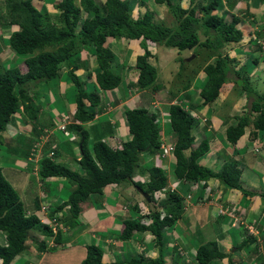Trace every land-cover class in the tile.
<instances>
[{"label":"trees","instance_id":"trees-1","mask_svg":"<svg viewBox=\"0 0 264 264\" xmlns=\"http://www.w3.org/2000/svg\"><path fill=\"white\" fill-rule=\"evenodd\" d=\"M42 1L0 0V28L17 26V29L12 30L4 40L14 58L10 60L9 54L4 57L9 60L0 58V144L4 143L11 152L21 150L18 145H8L1 136L11 114L17 112L21 106V110L28 118L34 120L35 108L32 109V102L27 96V86L31 82H35L34 84L52 82L60 71L65 69L66 76L76 87L72 122L66 124L64 129L75 133L78 138L77 165L71 169L54 162L51 158L55 151L38 150L35 145H31V152L24 151V157H21L24 161L21 169L25 172L31 170L40 179L47 176L63 177L68 185L72 186L65 202L47 209L48 217L62 221L55 213L66 205L68 220L65 225H74L77 223L80 201L85 200L90 194L100 193L107 184H131L146 194L153 207L149 209L147 215L149 223H141L139 217L124 219L118 236L121 240H127L134 231H149L154 244L160 246L162 230L172 226L180 216L183 205L185 206V198L172 191L166 192L164 197L159 196L165 187L166 177L163 167L155 165L154 159L143 168L146 172L145 178L133 180L132 176L139 165L140 155L146 154L159 160L160 145L165 143L172 146L171 153L175 160L171 166L172 174L177 180L193 188L191 190L189 188L190 191L187 192L191 197L189 200L198 203L200 198H203L201 201L210 199L206 197V192L209 191L206 189V182L210 177L217 178L227 189L233 188L250 193L242 187L239 179L240 170L233 160L226 161L217 173L211 172L199 162L209 148L208 139L202 138L193 146L195 137L192 129L198 119L200 122L206 119L198 117L195 113L191 115L188 109L191 108L192 99L185 100L181 96L179 100L170 98L169 102L158 100L157 108H163V116L167 118V122L162 125L168 127L171 138L161 140V127L158 125L155 111L131 107L123 109L128 139L121 141L120 147H117L108 145L101 137H95L89 150L87 146L89 132L76 121L81 123L90 120L99 99L96 91L85 90L73 73L80 65L78 58L81 52L86 51L96 63L94 79L97 87L107 90L117 87L121 78L110 69L114 55L107 43L111 39H139L140 46L145 51L148 43L188 50L190 54L194 53L195 48H208L215 53L211 62L205 63L202 67L203 78L199 81L196 93L197 98L203 104H207L217 97L227 73L231 70L232 60L228 58L223 47L240 42L242 30L236 27L240 16L228 12L230 19L226 20L222 14H218L217 10L222 5L221 0L203 2L189 0L186 8L179 6L178 3L171 4V0H152L156 5L165 3L176 18V24L165 26L157 22L152 11L148 9H143L141 14L133 16V6L130 7L127 0H104L102 9L94 0H77V3L75 0L54 2L50 0L56 12L52 18L46 7L40 4ZM224 1L230 9L234 8L231 0ZM256 1L264 3V0ZM141 2L144 6L143 0ZM35 3L40 5L39 8ZM244 10L245 14L251 16L248 5L245 4ZM81 12L85 13L82 19ZM262 32L264 33V29ZM255 46L258 47L256 44ZM18 56L22 58L21 68L15 64ZM146 57L145 52L135 58V67L138 71L135 79L127 84L128 87H146L151 92H157L161 84L157 81L155 69L147 63ZM5 60L8 62L3 63ZM243 64L239 68H243L245 65ZM239 68L232 69L237 76L240 74ZM246 72L242 69V73L246 75L240 85L246 100L245 107L234 117L231 124L223 127V137L229 144L238 141L245 127H249L248 137L251 141L260 140V132L264 130V92L253 89ZM168 94L161 97L164 98ZM188 97L189 95L186 96ZM85 102L88 104L85 105ZM154 107L152 106V109ZM109 132L105 131L104 134ZM199 180L202 184L196 186L195 183ZM19 195V191L13 188L0 168V232L4 233L5 239V244H0V264H9L25 249L30 230L37 229L46 236L54 235V240L59 236V222L54 234L46 225L40 226L37 216L25 213L24 201ZM249 242L251 239H243L237 248ZM36 248L38 251L43 250L44 242L37 241ZM162 255V252L158 251L154 258L147 259L139 255L122 261L107 262L103 260L102 249L89 243L85 246L84 256L78 264H165ZM223 256L224 253L218 249L214 240L199 244L194 252L197 264H208L210 259Z\"/></svg>","mask_w":264,"mask_h":264},{"label":"crops","instance_id":"crops-1","mask_svg":"<svg viewBox=\"0 0 264 264\" xmlns=\"http://www.w3.org/2000/svg\"><path fill=\"white\" fill-rule=\"evenodd\" d=\"M150 1L152 6L156 5L152 0H147L149 4ZM243 2L246 5L247 2L250 5L252 3L251 0H243ZM261 5L257 6L256 4V7H248L252 17L251 10L257 9ZM248 28L250 30L245 31L249 32L247 33V37L244 36V32L242 31L240 42L228 46V50L232 52L230 56L227 54L228 58L232 60L230 63L231 70L226 75V79L228 78V80L238 79L239 76L232 79L228 75L230 73L234 74L232 69L236 65L235 61L237 58L240 60L239 64H242L244 60L243 51L245 50L249 52L248 60H256L252 62L253 70L249 72L250 75L261 79L260 75L264 71V48L261 47L260 42L264 41V36L262 39V37L258 36L257 32L252 30L251 26H248ZM132 41L137 42L134 45L131 43ZM116 42L119 44L117 48L115 47ZM128 44L133 49L134 47L142 49L139 39L127 40L119 38L111 39L107 43L114 55L113 61L110 64V68H114L111 71L118 74L120 78L121 73L123 75L117 87L108 90L97 87L94 75L91 77V74L95 72L96 63L94 58L86 51L81 52L78 59L80 65L73 71L74 75L81 81L84 89L95 90L99 99L97 105L94 106L95 113L90 120L81 123L76 121V123L81 124L89 132L87 138L89 150L95 137H101V140L104 137H109V139L105 140H109L106 143L111 145L128 139L129 134L123 109L143 107L148 110L152 107L149 105H152L156 100L154 96L146 100L148 96L144 88L128 87L127 83L135 79L138 71L135 67V58L142 54L138 53L136 55L130 52L131 48ZM237 48L239 52L236 51ZM88 60L93 61L91 65H88ZM43 83L50 84V86H43L41 83L35 84L38 87L36 94L39 98H37L38 103L34 105L35 119H29L27 114L20 108V113L9 119L4 131L7 128L13 130L17 128V130L13 134H9L7 139L3 138V140L8 145L13 144L20 147L21 152L19 154L15 151L11 152L17 157L13 161L17 162L20 168L24 162L21 158L24 157V151L28 150L29 152L31 145H35L38 150L47 151L51 149L55 151L51 160L74 169L79 158L78 138L76 134L68 131L66 128L67 133L71 137H65L66 135L62 134V132L58 135L54 134L53 129L63 118L69 119V123L72 122L71 116L75 108L76 87L73 86V82L66 76L65 69L61 70L52 82ZM237 85V83L233 82L226 83L220 89L219 95L214 99L216 102L212 101V105L201 104L202 107L198 112V117H203L206 120L200 122L198 119L197 124L194 125L192 129V134L195 137L193 146L197 145L202 138L208 139L209 148L205 155L199 159V162L208 167L211 172L217 173L226 161L233 160L240 170L239 179L242 187L249 190L250 193H243L233 188L227 189L219 183L217 178L210 177L206 182V189L208 188L209 191L208 193L205 191L206 197L210 199L201 201L203 198H200L197 204L183 209L174 224L162 230V244L156 246L153 236L149 231H134L127 240L119 238L118 233L122 228V221L124 219H137L139 217L141 223H149L147 215L153 205L143 192L137 190L131 184H107L101 189L100 193L90 194L85 200L78 203L79 212L76 217L77 223L74 225H65L66 220H68L66 219L68 209L66 205L55 213L62 218L60 222L57 220L59 222V236L56 240H54L53 236L43 235L36 230L25 242V247H27L25 251L29 255V261L34 264H41V262L48 264L51 258L50 255H47L46 251L50 250L51 243L53 242L57 244L52 247L58 250L53 253L56 256L55 264H67V260L72 257L76 259L74 264H78L79 260L84 256L85 246L89 243L98 245L102 249L103 260L107 262L122 261L139 255L142 257L149 255L147 257L154 258L157 252L160 251L166 261L168 259L171 260L168 264H182L181 259L183 257L181 255L183 254L184 257L189 259L186 264H197L194 256H192L196 247L199 244H203L202 242L204 241L214 240L218 249L224 253V256L222 258H215L209 264H228V262H232V264H264V138L261 141V137L264 136V130L260 132V136L263 133L260 140L251 141L248 137L249 127H245L238 141L235 144H229L223 137V127L231 124L234 121V117L238 115L237 112L244 109L245 96L237 93L236 96H233L232 105H229L224 113L220 110L216 111L219 98L223 101L228 99L230 94L234 92L233 86ZM61 89L65 90L64 94L62 92L59 93ZM255 90L257 92H264V89ZM187 91L185 90V94L182 96L183 99L189 100L194 98L191 96L186 98L188 95ZM198 102L199 104L202 103L199 99ZM87 104L88 102H85V105ZM196 106L197 104H191L192 108ZM160 114L164 115L163 110L160 111ZM157 117L160 118V115ZM163 129L162 134H166L167 139L171 138V132H168V128ZM108 130L110 132L104 134ZM7 149L9 150L10 148L7 147ZM166 161L167 165L171 163L172 166L173 161ZM150 163L149 157H146V154H141L139 165L136 167L132 179L144 178L146 172H144L143 168ZM16 179H18V184L15 187L18 188L20 199L24 201L25 213L34 214L37 217L43 216L42 210L48 203H50L49 208H52L54 204L59 205L65 202L72 188L63 177L47 176L40 179L31 170L29 172L26 171L24 175H19ZM199 182L201 183V180ZM174 184L180 190L177 191L182 194L184 192L186 194L193 189L190 188L189 190L181 180L175 181ZM218 206L226 207L230 214H219ZM192 212L194 213L195 221L198 218L201 220L200 225L184 234L185 229L181 218H185ZM232 216L235 219H241L243 223L238 224L237 227L230 226V218ZM247 228L252 229L256 233L253 239L251 238L253 234H249L246 231ZM191 231L192 234L190 233ZM198 231L204 234V238L200 242L197 241ZM243 239H251V242L244 245L248 253L244 252L245 250L235 253V248L238 247ZM37 241L45 243L43 250H37ZM0 244H5L3 232H0ZM188 244L189 247L187 246ZM170 247L171 253L168 252V248ZM189 248L193 251L189 250L188 254L186 250ZM239 254L241 256L238 258L237 255ZM18 259H21L20 254L16 255L9 264H13ZM21 261V264H31L28 262V259Z\"/></svg>","mask_w":264,"mask_h":264},{"label":"rangeland","instance_id":"rangeland-1","mask_svg":"<svg viewBox=\"0 0 264 264\" xmlns=\"http://www.w3.org/2000/svg\"><path fill=\"white\" fill-rule=\"evenodd\" d=\"M127 1L129 2L130 7L135 6L134 8H132L133 16L141 14V11L143 9H148L149 11H152L153 18L157 22H159L165 26H171V25L176 24V18L172 14V11L170 10V8H168V6L165 3L152 6L151 1L149 4V2H147V0H143V2H144V6H143L142 2H141L142 0H137L135 3L133 2L134 0H127ZM188 1L189 0H171L170 2H171V4L178 3L179 6L186 8ZM195 1L196 2H198V1L203 2L205 0H195ZM231 1L233 3L232 6H234L233 9H230L227 6V4H225L224 0H221L222 5H221V8H219L217 10V13L222 14L226 20L230 19L228 12L235 13L236 15L240 16V21L236 24V27L238 29H241L244 32L245 37H247V35H248L247 33H249V32H245V31L250 30V28H248V26H251L252 30L257 32L258 36L262 37V39H263L264 34L262 33V29H264V4L261 3L262 4L261 5L256 0H251L252 1L251 5L249 2H247V5L249 8L252 6L256 7V4H257V6L261 5L257 9L251 10L252 14H253V17H251V16L245 14V10H244L245 4H243L244 3L243 0H231ZM75 2L77 3V0H75ZM94 2L97 3V5L102 9L104 0H94ZM40 4L44 5L46 7V11L49 12L51 17L53 18V16L56 13L54 8H53V2H51L50 0H43ZM35 5L37 6V8H39V6H40L37 3H35ZM248 11L250 12L249 9H248ZM83 17H85V13L81 12L80 13V19H82ZM15 29H17L16 25H10V26H8V28H0V58L1 59H8L9 60V58H4L7 54L10 55L9 56L10 60H12L14 58L13 55H11L12 53L9 50V48L6 46L4 40L6 37H8L10 32L12 30H15ZM136 42L137 41H132L131 43L135 45ZM130 44H128V45H130ZM263 44H264V41H263ZM151 45L152 44H149L146 46V51L140 49L139 47H134V49H133V47L130 45V48H131L130 52L135 53L136 55L138 53H145L146 52V56H147L146 61L149 65H151L155 69V75L158 78L157 81L160 82V84H161L160 90H158L157 92L156 91L151 92L148 88L144 87V89H146V93L148 96V98H146V100L149 99V97L151 98V96H154V98L156 100L162 99V101H164V102H169L170 98H174L176 100H179V97L180 96L182 97L185 94V90H188L187 91L188 95L191 97H194V98H191L193 101L192 103H194V105L197 104V106L194 108L189 107L188 111L191 115H194V113L196 115H198V112H199L200 108L202 107L201 104H203V103L199 104V102L197 100L198 99L197 94H196L198 91L199 81L203 78L202 67L205 63L211 62L210 60L214 56L215 52L212 51L211 49L201 47L200 49L195 48L194 53L190 54V52L188 50H178L177 48H174V47H166V46H162L159 44H153L152 46ZM117 46H119L118 43L116 44L115 47L117 48ZM233 48H234V46H233ZM223 49H224V52L226 54H228L229 56L231 55L232 52H230L228 50V46H224ZM226 49H227V51H226ZM236 51L239 52V49L237 48ZM243 52H244V60L242 63L245 64V65L243 64L244 65L243 68L242 67L239 68V66H241V64H239L240 60L238 58L235 61V64H236L235 67L236 68L238 67L239 71H240L239 77L236 74H232V73H230L228 75V77H231L232 79H234L235 77H238V79L228 80V78H227V79H225L224 84H223V86H224L226 83L228 84L229 82H233V83H237L238 85L233 86L232 89L234 92H232L230 94L228 99H225L223 101L222 99L220 100V98H219V102L217 103L216 111L220 110L222 113H224L227 110L228 106L232 105L231 102L234 99L233 96H236L237 93L244 95L243 91H241L240 85L242 84V79L243 78L245 79L244 76L246 74L242 73V69L247 71L246 73H247L248 81L254 90L255 89H258V90L264 89V71L260 75L261 79H258L256 77L250 75L249 72L253 70V63H252V61L248 60V55H249L248 53L249 52L247 50H245ZM126 54H127V51H126ZM21 59L22 58L19 56L15 59V64H16V66H18V68H21L23 65ZM8 60H5L3 63L8 62ZM92 62L93 61L88 60V65L89 64L91 65ZM235 67L233 70H237ZM113 68H110V69L113 70ZM93 75L94 74H91V77ZM121 78H123L122 73H121ZM34 83L33 82L29 83V85L27 86V91H26L27 96L29 97V100L32 102V105H33L32 109H34V107H35L34 105L36 103H38V100H37L38 95L36 94L38 91V87ZM40 83L43 86H48V87L50 86V84H47V83H43V82H40ZM61 92H62V94H64L65 90L61 89L59 93H61ZM51 93H52V91H51ZM166 94H168V96H166L164 98L161 97V96H165ZM156 100L154 101V103L152 105H149V106H153V105L157 104L154 107V109H152V107H151L148 110L149 111H155L157 116L160 115V118H158V125L161 127L160 128L161 129L160 136H161V135H163L162 129L164 128L163 130H165L168 128V127L165 128V126L162 125V123L167 122V118L163 117V115L160 114V111L164 110V109L163 108H157L158 101H156ZM180 101H181V99H180ZM214 102H216V100ZM220 102H221V104H219ZM207 104L212 105L213 102L211 101ZM20 108H21V106H19V109L16 113L11 114L10 118L16 116L17 113H20ZM243 108H244V106H243ZM242 110L243 109H241L240 112L238 111L237 114H240L242 112ZM20 126H22V125H20ZM16 130H17V128L15 130H13L11 128H7L6 131H3L1 133V136H2V138L7 139L8 135L13 134V132ZM58 130L59 129L57 127H54V129H53L54 134L58 135L60 133ZM164 135H163L164 137L161 136L162 141L166 139V134H164ZM262 135H263V133H261V136ZM107 138L109 139V137H104V139H102V140H104L105 142H109V140H105ZM262 138H264V136L261 137V141H262ZM107 144L111 145L109 143H107ZM165 144H161V145L166 147L167 145H165ZM162 146L160 148H162ZM20 152H21V150H16L17 154H19ZM30 152H31V150H30ZM146 157H149L150 160L154 159L155 165L163 167V172H164V175L166 177V182H165V187L163 188V192H161L159 196L164 197V196H166V192L172 191V192H176L179 197H184L185 199L191 198L190 196H189V198H187L188 193L184 194L185 193L184 192L182 194V193L177 191L179 189L176 187V184H174V182L177 181V178L174 177V175L172 174V168H171V163H170L171 161H173V164H174L175 160L170 153H169L170 165H165L163 159L158 160L157 158L155 159L154 157H150L148 155H146ZM15 158H17V157L14 154H12L11 151H8V149L4 143L0 144V168H1V172L8 179V181H10L13 188L16 191H18V188L15 187L18 184V179H16V178H18L19 175H24L26 172L18 166L17 162L13 161ZM145 175H146V173H145ZM198 183H195L196 186L197 185L201 186L202 181H201V183L200 182H198ZM124 184L125 183H122L121 185H124ZM185 186H187V184ZM185 186H184V188H185ZM187 188H190V187L187 186ZM211 201H209V202H211ZM212 202H214V201H212ZM52 203H54V202H52ZM184 203H185V206L183 205V209H185L187 206L197 204V203L193 202L192 200H190L189 202L188 201L185 202V200H184ZM56 205L57 204H54V205H52V207L56 206ZM49 206H50V203H48L47 206H44V208L42 210L43 216H38L40 219H46L47 218V209L49 208ZM220 208L225 209L226 207L218 206V209H220ZM181 221L184 224V229H185L184 234H186L187 231L194 229V227L199 226L200 222H201V220H199V218L195 221L193 212L191 214H188L185 218H181ZM35 231H32L31 234L33 235L35 233ZM190 233L192 234V231ZM253 234H254V232H253ZM197 237H198L197 241L200 242V240H202L204 238V234L199 233V231H198ZM251 238L253 239L254 235H252ZM206 242H208V240L204 241L202 243L204 244ZM187 246L189 247V244ZM26 248L27 247H25V249L20 253L21 259L14 261L13 264H21V262H22L21 260H24V259H28V262H30L31 264H34L31 261H29L30 260L28 258L29 255L25 251ZM245 248H246L245 246L235 248V253L240 251V250L244 251ZM189 250L191 252L193 251L189 248L188 250H186L188 254H189ZM56 251H58V250L54 249L53 247H51L50 250L46 251L47 255H50V258H51V261L48 264H55L56 256H54L53 253ZM168 252H170V253L172 252L171 247L168 248ZM244 252L248 253V250H245ZM228 254H229V252L227 253V256H228ZM150 255H152V254H150ZM147 256H149V255H147ZM147 256H144V257L147 259L150 258ZM192 256H194V255H192ZM237 256L239 258L241 255L239 254ZM181 257H183L181 259L182 264H186L189 261V259H187V257H184V254L181 255ZM162 258H163V261L165 264H168V262L171 261L170 259H168L166 261L164 255H162ZM75 260H76L75 257H72L69 260H67V264H74ZM212 260H215V258L210 259L209 263ZM41 264H46V263L41 262ZM172 264H174V263H172ZM228 264H232V262H228Z\"/></svg>","mask_w":264,"mask_h":264},{"label":"built area","instance_id":"built-area-1","mask_svg":"<svg viewBox=\"0 0 264 264\" xmlns=\"http://www.w3.org/2000/svg\"><path fill=\"white\" fill-rule=\"evenodd\" d=\"M260 44H261V47L264 48L263 42L262 43L260 42ZM62 122H64V120H62ZM60 128L62 129V123L60 125ZM119 144L120 143L117 142L114 145H116L117 147H120ZM114 145H112V146H114ZM161 146L162 145H160V147ZM171 148H172V146L170 144L167 145L166 147L162 146V148H160L161 149L160 155L158 156L159 160L163 159L165 161L167 159V156L169 155V153H171V151H172ZM187 198H189V195H187ZM184 200H185V202H187V201L189 202L190 201L189 199H184ZM218 212L220 214H230V212L227 211L226 208L225 209H219ZM230 219H231L230 226L235 227L237 224H239V220L235 219L233 216ZM46 221H47V224L50 226V229L54 232L55 231V227L57 225V219H55L54 217L53 218H46Z\"/></svg>","mask_w":264,"mask_h":264},{"label":"clouds","instance_id":"clouds-1","mask_svg":"<svg viewBox=\"0 0 264 264\" xmlns=\"http://www.w3.org/2000/svg\"><path fill=\"white\" fill-rule=\"evenodd\" d=\"M54 1H57V0H54ZM54 1H53V2H54ZM55 14H56V13H55ZM192 56H193V55H192ZM21 61H22V60H21ZM218 94H219V93H218ZM62 120H64V122H62ZM203 120H204V119H203ZM68 121H69V119H67V118H63V119L60 120V124H57V125L55 126V127H57V128L59 129V130H58L59 132H62V134H65V135H66L65 137H71V135H70L69 133H67V130L64 129L65 125L69 123ZM61 123H62V129L60 128ZM60 130H61V131H60ZM48 153H49V152H48ZM170 154L172 155V153H170ZM36 155H38V154L36 153ZM166 160H169V155L167 156V159H166ZM166 160L164 161L165 165H167V164H166V163H167ZM201 184H202V183H201ZM220 209H222V208H220ZM218 210H219V209H218ZM226 210H227V208H226ZM219 214H220V213H219ZM222 215H226V214H222ZM37 218H38V220H39V224H40V226L46 225V226L50 229V226L47 224L46 219H40L39 217H37ZM47 218H50V217L47 216ZM42 220H43V221H42ZM238 220H239V224H242V223H243L241 219H238ZM148 222H149V221H148ZM57 223H58V222H57ZM237 225H238V224H237ZM237 225H236V227H237ZM36 230H37V229H36ZM50 230H51V229H50ZM250 230H251L252 232H251ZM32 231H35V229L29 231V235H30V236H32V234H31ZM51 231H52V230H51ZM246 231H248L249 234H253V232H254L252 229H248V228L246 229ZM52 232H53V231H52ZM55 232H56V227H55V231H54L52 234H54ZM254 234L256 235L255 232H254ZM254 234H253V235H254ZM51 236H54V235H51ZM55 244H57V243H53V242L51 243L52 246H55ZM44 246H45V243H44ZM52 246H51V247H52ZM19 254H20V253H19ZM17 255H18V254H17ZM113 262H114V261H113Z\"/></svg>","mask_w":264,"mask_h":264},{"label":"water","instance_id":"water-1","mask_svg":"<svg viewBox=\"0 0 264 264\" xmlns=\"http://www.w3.org/2000/svg\"><path fill=\"white\" fill-rule=\"evenodd\" d=\"M144 195H145V193H144Z\"/></svg>","mask_w":264,"mask_h":264}]
</instances>
